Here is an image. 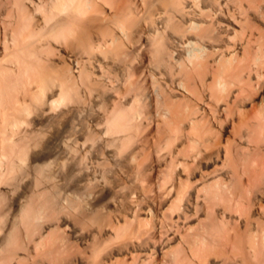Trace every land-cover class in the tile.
<instances>
[{"label":"bare ground","instance_id":"obj_1","mask_svg":"<svg viewBox=\"0 0 264 264\" xmlns=\"http://www.w3.org/2000/svg\"><path fill=\"white\" fill-rule=\"evenodd\" d=\"M261 88L264 0H0V264H264Z\"/></svg>","mask_w":264,"mask_h":264},{"label":"rangeland","instance_id":"obj_2","mask_svg":"<svg viewBox=\"0 0 264 264\" xmlns=\"http://www.w3.org/2000/svg\"><path fill=\"white\" fill-rule=\"evenodd\" d=\"M261 91V92H260ZM250 92H251V94H250ZM247 93L248 94H250L249 96H248V98H247ZM247 93H245L244 95L242 94V98H243V96L244 97H246V101H245V99L243 98H241L240 99V101H242L241 103H243V104H241L240 103V105H238V106H241V107H236V106H234V107H232L233 108V114H232V116H231V118H232V122H230L229 123V125L227 126V132L226 133H224L223 135H222V142H224L225 143V145H227L228 143H229V145H227V146H230V144L232 145H234V142H236L237 141V137H236V134H238L240 131H244V128L246 129V124H248V123H251L252 121L253 122H258V121H260L261 119L263 120L264 119V110L262 109L263 108V106H264V99H262L263 97H264V88H261V90H259V91H257L256 92V90H254L253 89V91L251 90H249V92H247ZM257 93V94H256ZM255 94V95H254ZM246 95V96H245ZM257 96V97H256ZM262 101V102H261ZM249 102V103H248ZM59 106V105H58ZM244 106V107H243ZM256 106H258V107H256ZM55 107H57L56 105H55ZM61 106H59L58 108H54V109H56V111H58L59 112V108H60ZM241 108V109H240ZM263 110V115L261 114V109ZM57 109H59V110H57ZM257 110V111H256ZM260 111V113H259V111ZM52 111L54 112L55 110H53L52 109ZM56 111H55V113H56ZM246 111V112H245ZM51 113V114H55V113ZM243 112V113H242ZM256 112V113H255ZM255 114H257V116L255 115ZM259 114V115H258ZM261 115V116H260ZM234 118V119H233ZM239 120V121H238ZM248 120V121H247ZM238 124H237V123ZM239 123H241V124H239ZM244 124H245V127H244ZM243 125V126H242ZM240 126H242L241 128H240ZM44 127H48V126H44ZM234 127V128H233ZM244 127V128H243ZM260 127H257L256 129H255V131H254V135H253V142H251V143H249V145H248V143H244V144H242L241 145V148L243 147L245 150H247L248 148H251V147H253L254 146V144H256V145H259V140H261V142H260V145H262V142H263V139H264V130L262 129V128H260ZM46 129V128H45ZM49 129V128H48ZM47 129V130H48ZM237 131H236V130ZM50 130V129H49ZM236 131V132H235ZM262 132H263V134H262ZM231 134V135H230ZM260 136V137H259ZM225 137V138H224ZM229 138V139H228ZM233 139V140H232ZM227 140V141H226ZM253 143V144H252ZM237 144V142L235 143V145ZM255 145V146H256ZM186 148V150H188L189 148H187V147H185ZM242 148V149H243ZM247 148V149H246ZM243 149V150H244ZM230 164V163H229ZM228 164V165H229ZM251 165L250 166H253L254 164H252V163H250ZM219 165L221 166L222 165V163H219ZM232 165V162H231V164H230V166ZM229 166V167H230ZM214 168V166H212V165H210V167H209V169H207V170H212ZM221 168H223V167H221ZM208 171V172H209ZM120 189V188H119ZM195 221H193V223H194ZM124 257V255H120L119 256V261H122L123 259L125 260L124 262H123V264H125V262L127 261V260H129V261H127L126 262V264L127 263H129L130 262V259L129 258H123ZM122 263V262H121Z\"/></svg>","mask_w":264,"mask_h":264},{"label":"clouds","instance_id":"obj_3","mask_svg":"<svg viewBox=\"0 0 264 264\" xmlns=\"http://www.w3.org/2000/svg\"><path fill=\"white\" fill-rule=\"evenodd\" d=\"M41 212L42 209L40 207L32 206V208L29 209L26 215L24 216L23 220L17 222L15 218L9 220L7 209L4 208L3 205H0V227L6 224L16 225L18 223V226L21 230H27L31 228V226L39 220ZM0 234L3 233L0 232Z\"/></svg>","mask_w":264,"mask_h":264}]
</instances>
